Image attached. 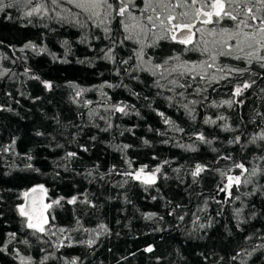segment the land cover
Segmentation results:
<instances>
[{"label":"trees","instance_id":"trees-1","mask_svg":"<svg viewBox=\"0 0 264 264\" xmlns=\"http://www.w3.org/2000/svg\"><path fill=\"white\" fill-rule=\"evenodd\" d=\"M18 17L14 9L0 13V243L6 233L17 232L31 246L9 244L10 250L18 248L36 261L45 254L41 249L48 245L27 234L16 212V205L23 202L18 199L20 194L43 184L49 197L79 196L94 205L78 200L54 208L57 226L80 229L65 233L80 243L59 251L48 249L54 257H79L78 264H238L231 257L247 249L252 254L241 258L246 264H264V247L255 248L264 245L259 239L264 236V176L239 191L234 187L233 193L240 197L235 201H228L218 191L220 173L231 164L219 157L231 154L249 167L264 166L254 159L260 154L255 145L242 147L250 134L264 128V120L257 115L264 113V69L253 64L251 71L259 75L245 74L213 85L216 90L205 93L207 101L189 97L198 101L189 105L195 108L193 119L177 106L176 99H165L172 93L157 95L160 90L151 75L126 71L139 62L134 58L129 64L121 63L133 55L134 45L113 46L106 39H96L103 33L68 20L45 17L28 23ZM113 29V38L121 39L115 23ZM28 42L38 46L35 52L20 51ZM105 46L115 47L114 61L103 58L100 50ZM181 47L161 41L147 52L162 59ZM184 58L197 59L198 54L188 53ZM5 70L7 74H3ZM32 74L50 81L53 89L46 90L40 80L30 78ZM243 80L255 83L240 97H233L234 86ZM106 82L119 86L109 88L104 86ZM73 84L79 87L73 88ZM81 88L88 91L77 97ZM227 99L236 101L231 108L210 106ZM85 101L92 103L86 105ZM120 102L129 106L127 115L108 111ZM158 112L184 131L165 124ZM219 115L227 119L217 120L215 125L204 122ZM223 125L235 131L225 130ZM197 133L212 143L196 140ZM237 135L242 143H229ZM178 143L194 144L197 150ZM124 145L131 147L125 149ZM9 146L10 151H3ZM68 152L78 155L66 158ZM198 163L206 168L193 182L191 171ZM27 164L39 171L27 169ZM145 165L146 173L161 168L154 184L142 183L143 177L135 180L120 174ZM237 209L242 210L239 215ZM180 215L183 220L178 219ZM201 224L205 226L201 228ZM249 236L252 239L246 241ZM88 240L93 241L91 246ZM149 246L153 248L150 253L144 251ZM0 264H19V258L14 251L0 252ZM47 264H63V259L50 257Z\"/></svg>","mask_w":264,"mask_h":264},{"label":"snow or ice","instance_id":"snow-or-ice-1","mask_svg":"<svg viewBox=\"0 0 264 264\" xmlns=\"http://www.w3.org/2000/svg\"><path fill=\"white\" fill-rule=\"evenodd\" d=\"M14 9L20 19L32 23L34 19L43 20L57 18L60 21L68 20L69 23L75 24L80 28L95 29L103 33V37L97 35L96 39H106L113 46H125L126 44L134 45L133 55L128 59L121 61L122 64H129L132 59L139 62L134 66L126 69L130 74L132 71L146 72L153 77L154 86L160 91L172 93L165 99L169 102L176 99L177 106H182L188 114L195 119V108L189 105H196V99L189 97L199 96L201 101H207L205 95L213 85H220L222 81L231 82L236 77L243 78L245 74L259 75L251 71L252 65L256 64L259 68L264 69V0H0V13H6L7 10ZM67 14V15H65ZM69 17L72 19L69 20ZM10 18V14H9ZM118 26V32L121 39L113 38V24ZM161 41H166L182 46L171 50V54L162 59H154L147 52L149 48H157ZM67 43V42H65ZM37 45L32 42L24 44L20 51L37 50ZM115 47L102 48L103 58L110 61L115 60ZM44 49H40L43 52ZM188 53H197V59H185ZM14 62V61H13ZM30 72V69H26ZM3 74H7V70ZM119 75V72H117ZM31 79L40 80L38 75L32 74ZM138 79L139 77H134ZM46 90L51 91L53 84L50 81L40 80ZM254 80H243L242 83L236 84L231 93L233 97H240L245 90L252 88ZM77 88V85H71ZM109 88L117 87L107 83L104 85ZM191 89V91H189ZM212 90H216L212 88ZM88 89L81 88L77 93L79 97ZM264 91V89H262ZM106 95V94H105ZM135 95H139L136 93ZM110 100L111 97H108ZM147 99V97H145ZM186 101V103H184ZM233 99H227L217 104L212 102L210 106L229 108L235 103ZM91 101H85L86 105H91ZM243 103V101H240ZM134 107V106H133ZM129 106L120 102L112 104L108 111L117 112L127 115ZM139 115V113H136ZM97 115H99L97 113ZM158 115L164 118L165 124H171L178 132L184 129L175 125L163 112ZM264 120V113H257ZM100 119H106L103 116ZM227 118L223 115L217 116L216 119L208 117L204 122L217 124V120L225 121ZM257 124L255 119L250 121ZM111 127V125H109ZM259 126V125H257ZM225 130L235 131L227 125H223ZM107 131L108 129H104ZM37 135L43 133L37 132ZM195 139L201 143L211 144L203 133L195 134ZM229 143L241 144V135L235 136ZM255 145L259 150V155L254 157L255 160L264 162V128L250 137L242 144ZM187 150L196 151L194 144L187 146L179 144ZM131 147L124 145V148ZM9 148L3 151H10ZM87 151V148L83 149ZM216 151V149H213ZM75 152L66 153V158L76 157ZM31 160L32 157L28 156ZM219 159L231 161V164L225 171H221V185L218 191L224 193L228 201L240 199L235 195L232 189L235 187L239 191L242 187L247 186L258 176H264V166L260 163L253 164L249 167L245 162H237L231 154L221 156ZM32 171H39L33 168L31 164L25 166ZM147 166H142L136 171H125L121 175L131 177L135 180H141L144 184H154L157 174L161 168L158 166L154 171L145 172ZM206 166L196 164L191 171L193 182L205 171ZM239 170L237 174L232 175V171ZM113 171L115 169L113 168ZM48 189L43 185H35L32 188L23 191L18 199L23 202L16 205V212L21 218L22 227L28 235H31L36 241L48 245V248H42L45 253L39 261L34 260L32 256H25L18 248L9 249V244L22 243L30 247L31 241L26 237H21L17 232L6 233L3 243H0V252L8 253L14 251L15 256L19 258V264H47L50 257L57 260L63 259V264H78L79 257H54L49 248L59 251L61 248H70L74 241L70 235L71 231L80 229L59 227L55 224L56 216L54 208L62 206V202L68 204L91 202L82 200L79 196H73L70 199L63 196L52 198L47 195ZM224 203L226 201H216ZM241 209H237L239 215ZM154 214H148L152 216ZM178 219L183 220L184 216L180 215ZM199 221V217H197ZM77 224L80 223L77 219ZM243 223V220L240 221ZM205 225L201 224L203 228ZM104 228L103 225L100 226ZM107 230V229H105ZM87 232L88 229H83ZM59 234V235H58ZM53 237L56 240H53ZM252 237H246L245 240H251ZM264 240V236L259 237ZM68 243H65V241ZM88 246L93 244L92 240L87 241ZM264 247L256 245L255 248ZM254 248V250H255ZM146 252H152L151 246L144 249ZM252 253L247 249L237 251L231 257L232 261H238V264H246L241 259L244 255L250 256Z\"/></svg>","mask_w":264,"mask_h":264}]
</instances>
